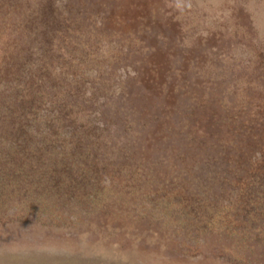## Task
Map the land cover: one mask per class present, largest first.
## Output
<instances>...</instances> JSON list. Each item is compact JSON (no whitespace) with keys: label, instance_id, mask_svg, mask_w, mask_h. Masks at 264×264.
<instances>
[{"label":"rangeland","instance_id":"374dc122","mask_svg":"<svg viewBox=\"0 0 264 264\" xmlns=\"http://www.w3.org/2000/svg\"><path fill=\"white\" fill-rule=\"evenodd\" d=\"M68 1L106 24L110 69L92 60L78 78L65 67L41 85V113L98 95L114 144L75 155L73 129L41 125L40 137L32 122L30 163L0 178V264H264V0H0V70L20 83L25 64L46 81L65 52L84 62L99 38L78 27L64 37ZM191 86L210 109L190 105ZM126 131L144 156L129 158Z\"/></svg>","mask_w":264,"mask_h":264},{"label":"trees","instance_id":"16d2710c","mask_svg":"<svg viewBox=\"0 0 264 264\" xmlns=\"http://www.w3.org/2000/svg\"><path fill=\"white\" fill-rule=\"evenodd\" d=\"M69 3L71 4L72 2L68 1L65 3L67 11L65 14H61V18H58L56 22L57 26L66 29V35L64 37H68L71 32L74 34L75 28L78 27L76 34L89 35L91 37L89 41L93 38L96 39V37L99 38L98 44L94 46V48H89L90 51H84L85 54H83L82 58L87 56L84 62L80 63V59H77L74 55H68V52H65L64 55H62L65 58V62L59 68L60 71L57 72V70H51L56 71L54 77H49L42 73L44 74L42 77L46 81H40L36 76L27 77L24 68H22L25 64L20 67V72L25 75L26 80L20 83L14 81V75L11 73V68L0 70V75L3 74L6 76V78L3 79L5 81L0 80V178L4 180V183L8 176L19 171L20 168H24L22 167L24 161L30 163L25 156L29 157V153L34 143L33 138L30 137L32 122L37 124L40 137L41 125L50 126L51 128L49 130H52L53 132L57 131L56 127H65L62 131L66 132H68L69 129H73V136L75 139L70 144V149L75 150V155H88L92 158L102 157L105 156V154H109L110 145L114 144L110 142L109 136L111 134L110 130L117 127V122L112 118L110 112H102L103 110L99 108L97 105L98 95L90 97V100H88L89 106L85 99L78 96L73 97L66 104H60L59 102H56V99H53L48 103V106H43L41 113V85H46L49 82L53 83L57 80L54 79L56 74L59 76L64 75L68 70L65 67L68 66L71 68L76 65L78 78V75L82 72V65L91 64L92 60L102 61V66L106 65V69H110V61L108 60L107 53L105 50H102L103 48L101 49V46H99L101 39L107 35V33H105L106 24L102 21H99V23L93 21L94 16L92 10H89L84 4L76 3L75 5L72 4L67 7V4ZM49 21L46 26H50ZM93 34H95L96 37H93ZM64 46L65 43H62V50L65 49ZM70 47L71 46H67V48ZM78 56L79 54L77 57ZM100 57H104V60H100ZM49 63L50 62H46L45 65L49 66ZM107 85H109V80ZM197 87L198 86H194L192 88L191 86L190 93L192 94V98L195 99L192 100L190 105L195 109H198V106H203L204 109H210L211 101L209 98L211 96L203 95L202 92L198 91ZM183 91L186 92L187 89ZM125 95L126 94L112 93L111 96L115 99H112L111 101L117 100L119 104L120 100L127 97ZM108 96H110L108 93L102 95L105 100L106 98H109L107 100H110V97ZM119 96L123 97L119 98ZM65 105L69 106V109L64 114V111L67 109ZM192 107L190 108L192 109ZM17 132L20 134L24 133V135L29 136V138H24V142H20L18 139L19 134H17ZM139 136V133L132 135L126 131L125 134H122L123 138L118 139L123 141V145L121 144V146L127 149V154L131 156L129 158H133L134 155L144 156L142 154H137L138 151L136 153L137 147L135 146L140 144ZM66 140H68V137H66ZM147 145L148 147L152 146V144ZM64 148L67 149L68 146H65ZM59 153L61 154L62 152ZM57 157L54 160H57ZM48 158L52 160L50 157ZM63 159L65 158L63 157ZM44 161L45 160H41L42 163ZM139 172H143L141 165ZM121 196L122 195L120 194L110 195L108 196V200L112 203H115L118 200L120 202L122 198ZM71 197L72 200H75L80 204L81 211H88V215L97 209V204L90 201H84L73 195H71ZM76 219L78 220V217Z\"/></svg>","mask_w":264,"mask_h":264}]
</instances>
